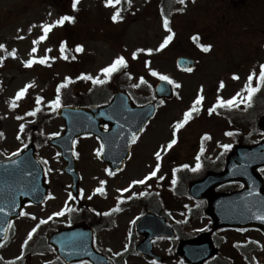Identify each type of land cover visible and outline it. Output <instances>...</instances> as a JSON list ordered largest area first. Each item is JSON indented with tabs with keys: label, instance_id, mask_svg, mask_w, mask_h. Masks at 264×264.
I'll return each instance as SVG.
<instances>
[{
	"label": "rangeland",
	"instance_id": "obj_1",
	"mask_svg": "<svg viewBox=\"0 0 264 264\" xmlns=\"http://www.w3.org/2000/svg\"><path fill=\"white\" fill-rule=\"evenodd\" d=\"M73 5L74 0H0V44L6 45V50L0 49V57H4L0 62V134H3L0 152L5 157L22 152L34 130L35 135L41 138L36 140L43 144L37 153L49 167L47 181L50 194L48 202L26 208L23 217L18 219L13 230L17 238L9 248L3 250L6 258L19 253L21 240H27L41 219L46 223L38 227L40 230L35 241L43 240L41 237L45 238L53 229L69 222L65 214V209L70 206L69 178L63 172L64 163L58 149L47 144V138L53 137V133H62L65 128L57 115L60 106L50 103L57 97L59 82L85 73L105 79L106 74L100 70L120 55L128 61L126 67L118 70L125 84L140 85V77H144L148 81L143 85L146 89L150 88L149 84L154 86L161 78L153 75L152 69L168 75L176 82L178 96L162 103L157 118L133 148V160L128 162L123 172L111 175L105 165L96 159L99 146L95 138L83 140L78 145V166L85 177V198L92 199V204L97 207L109 210L121 197L132 192L142 194L156 187L164 194L169 210L167 220L171 224H183L188 215L187 210L199 204L190 197L180 196L171 188L170 182L176 181L174 170L182 165H188L187 169H195L198 164L196 156L202 148L205 156L213 162L225 150L222 145L234 142L233 137L227 135L228 120L215 113L218 98L228 100L240 93L236 102L241 103L240 100L246 99L247 93L243 90L249 75L256 72L257 77L253 80L255 86L261 65H264V0H185L184 4L179 3L178 6V9L184 10L172 16L170 27L175 35L169 44L151 54L140 52L137 58L133 57V53L138 49H157L170 34L164 27V19L159 15L156 2L132 0L129 5L128 0H121L118 4L107 5L105 0H79L75 7ZM118 9H122L120 15L123 19L114 20L113 15ZM65 15L74 17V20L56 25L47 33L46 39H39L44 35V24L54 23ZM62 42H66L65 45ZM202 44H211L212 48L204 51ZM78 45L84 46L82 52L76 51ZM33 48L37 51L33 52ZM66 49L74 51V56L67 54ZM13 51L16 52L15 57L9 55ZM179 55H189L197 61L193 72H182L177 68L176 58ZM44 56L49 57L47 63H40L39 58ZM34 57L36 62L31 67L26 66L25 61ZM149 61L150 67L147 66ZM128 73L132 74L131 77ZM237 75L239 78H236ZM92 82L87 79V84L81 89L75 88L73 94L88 93ZM28 85L31 86L25 95L16 99L19 90ZM201 88L205 99L202 105H197L199 111L194 112L192 118L176 132L175 123L182 120L193 106L201 94ZM135 93L146 94L138 89ZM106 94L101 88L94 91L91 97L101 101L106 98ZM40 97L43 100L37 103ZM213 108L209 114V109ZM37 109L43 110L38 121L32 116V111ZM174 134L178 142L170 150L163 151L161 158L157 159L155 153L160 151L162 145H167ZM260 137L259 134L252 139L258 140ZM157 165V175L149 177ZM215 165L220 168L222 163L217 162ZM145 177H149L145 183H133ZM101 181H107L103 185L106 192L102 195L95 191L102 186ZM125 188L127 192L121 191ZM115 207L117 209V205ZM144 207L136 204L125 210L119 208L115 224L110 228L101 227L98 231L102 247L114 255H120L130 247L135 250L136 244L142 239L135 230V222ZM62 210L64 215H54ZM206 225L208 219L199 217L193 224L183 227V230L192 234ZM243 233L226 234L231 242L247 241L242 237L251 234L262 240L260 244L264 249V236L259 231ZM222 245L223 256H231L237 264H264L262 247H258V251L252 253L254 257H251L238 253V248L227 241H223ZM175 247V243L168 240L156 245L158 253L168 256V261L162 264L182 263L175 255L170 257ZM52 258L53 254H40L30 258L31 262L26 264H47ZM121 261L122 264H158L133 256V252L125 254Z\"/></svg>",
	"mask_w": 264,
	"mask_h": 264
},
{
	"label": "water",
	"instance_id": "obj_2",
	"mask_svg": "<svg viewBox=\"0 0 264 264\" xmlns=\"http://www.w3.org/2000/svg\"><path fill=\"white\" fill-rule=\"evenodd\" d=\"M177 62L184 70L195 66L194 60L188 57H180ZM155 93L158 98L171 99L174 96L173 86L168 81H161L156 85ZM156 110V103L141 107L133 105L125 92H119L108 106L62 108L59 114L65 119L67 129L51 143L62 150V156L66 161L65 171L72 175L73 186H77L79 179L73 157V141L77 136L98 133L99 126L106 122L111 123V130L108 133H98L104 142L102 158L114 170L121 169L130 157L131 134L133 132L140 134ZM108 113L115 116L112 121L107 120ZM260 128L264 130V116L260 118ZM116 139L119 144L113 145ZM262 165H264V140L256 145H236L227 157L222 172L208 173L203 179L190 184L191 195L208 199L209 206L206 213L213 218L214 229L255 226L264 231V220L258 218L264 215V180L258 172V168ZM228 181H241L244 188L232 193H212L216 186ZM46 193L44 171L33 154V148L14 160L0 162V240L4 237L8 220L19 215L24 203L27 201L42 203ZM138 227L149 239L160 235L174 236L173 230L155 216L147 215L142 218ZM85 228L83 225H78L71 231L68 251L61 253L68 261L83 259L82 250L76 248L74 238L78 231H83ZM88 235L91 246V232ZM53 239L54 236L51 240ZM146 244L148 242L143 243L141 249L143 253L152 256L150 243ZM178 251L193 264H202L216 252L212 247L210 233L188 243H181ZM89 257L94 264H113L95 251L93 254L90 253Z\"/></svg>",
	"mask_w": 264,
	"mask_h": 264
},
{
	"label": "snow or ice",
	"instance_id": "obj_3",
	"mask_svg": "<svg viewBox=\"0 0 264 264\" xmlns=\"http://www.w3.org/2000/svg\"><path fill=\"white\" fill-rule=\"evenodd\" d=\"M78 2H79V0H74V5L73 6L75 7ZM120 2H121V0H105V3L107 5L118 4ZM131 2H132V0H128L129 5L131 4ZM179 2L181 4H184L185 0H179ZM183 10H184L183 8L178 9V11H183ZM121 11H122V9H118L116 11V13L113 15V19L114 20L123 19V17L120 15ZM66 20H74V17L65 15V16L57 19L54 23L44 24L43 25L44 35H42L39 39L40 40L46 39L47 38V33L53 27H55L56 25H62ZM170 23L171 22H170L169 17L165 16L163 24H164L165 29H167L170 34L159 45V48H157V49H152V48L138 49L137 52L133 53V57L137 58L138 54L140 52H145L146 51L147 53L151 54L153 51H160L164 47H166L169 44V42L173 39V37L175 35V33L172 31V29L170 27ZM36 43H39V41H36ZM201 47L203 48L204 51H209L212 48V45L211 44H207V45L202 44ZM0 49H5L6 50V45L0 44ZM83 50H84V46L83 45H78L77 48H76L77 52H82ZM32 51L35 52V51H37V49L33 48ZM61 51L63 52V46L61 48ZM9 55L15 57L16 56V52L13 51V52L9 53ZM3 59H4V57H0V62H2ZM48 59H49V57H46V56L40 57L39 58V62L40 63H47ZM51 59H56V57H51ZM65 59H67V56H65ZM35 62H36V58L34 57L33 59L26 60L25 61V65L28 66V67H31ZM127 64H128L127 59L123 55H120V56L116 57L115 60L111 64H109L108 66L102 68L100 71H101L102 74H106V79H110L111 75L114 72L118 71L121 67H126ZM150 64H151L150 61L147 62V66L150 67ZM189 70H191V69H189ZM152 73H153V75L159 76L162 80L170 81L172 84L176 83L174 80L171 79V77H169L168 75H163V74H161L159 71H157L155 69H152ZM128 75L131 77L132 74L128 73ZM82 76L84 78H86V79L93 80V82L95 84H103V83L106 82V79H101L99 76L93 77L91 74H87V73L82 74ZM256 77H257V74H256L255 71H253V73L251 75H249L248 80H247L246 85H245V89L243 90V91H245L247 93L246 99L240 100L241 103H244V102L250 103L251 100H252L253 95L256 92H258L262 87H264V65H261V71H260L259 76H258V81L259 82L254 86L253 85V80ZM236 78H239L238 75L236 76ZM71 80H72V77H67L66 80L61 82V84L58 86L57 91L59 92V90L61 88L65 87L66 83L71 82ZM140 82L144 83V84L148 83V81L145 80L144 77H140ZM30 86L31 85H28V86H26L24 88H21L19 90V92L17 93L16 99H19V98L23 97L25 95V93L27 92V88L30 87ZM221 86H223V82H221ZM133 87H139V84L133 85ZM239 97H240V93H238L236 97H233V98L228 99V100H224L223 97H219L218 101H217V105L215 107H218V106L238 107V104H237L236 101H237V99ZM204 99H205V97L203 95V89L201 88V94L193 102V106L190 109L187 110V112L184 114V118L182 120L177 121L175 123L176 132H178L192 118V115H193L194 112L199 111V109L197 108V105H202V102L204 101ZM40 100H43V97H40L38 99L37 103H39ZM50 103L53 104L56 107H59L61 105L60 96L58 95L56 97V99L51 101ZM160 103H164V101L162 100V101H160ZM13 106H15V103L13 104ZM213 110H214V108L213 109H209V114H211V112ZM32 114H35V112H33ZM23 127L24 126L21 125V129H23ZM105 127H108V126L105 125ZM52 135L53 136H57V135H59V133H53ZM227 135H233V133L229 132V133H227ZM131 136H132V142H135L138 139V136H137L136 132H133L131 134ZM206 137H207V134H206ZM207 138H210V137H207ZM97 139H99V137H97ZM177 142H178V137L174 134L173 138L167 143V145H162L160 151H157L155 153L157 159L161 158V153L163 151L170 150L172 148V146L175 145ZM222 147H224L225 149H228V148H231L232 145L225 144V145H222ZM96 152L99 155H103V153H104V142L103 141H101V145H100L99 148L96 149ZM197 159L199 160V157ZM181 167H189V166L188 165H182ZM197 167H200L199 163L197 164ZM158 170H159V165H157L156 170H154L153 172H151L149 174V177L156 176ZM107 171L109 172V174L115 175V172H113L112 169L109 168ZM117 171H119V169H117ZM149 177H145V179H142V180L133 181V183L134 184H143V183H145V180L148 179ZM161 179H163V177H161ZM106 183H107V181H101V185L102 186L98 187L95 191L96 192H100V193L106 192V189L103 187V185H105ZM173 183H175V180L173 181ZM121 191L127 192L128 189L125 188V189H122ZM129 198H131V197H129ZM65 210L71 211V209H68V208H66ZM117 210H119L118 206H117ZM54 215L62 216V215H64V210H62L60 212H57V213H54ZM258 218L261 219V220H264V215L259 216ZM48 219H51V217H49ZM40 223H45V221L43 219H41ZM133 223H134V221H133ZM38 227H39V225H37L36 228L32 229V232L29 233V235H28V238H27L28 240H31L32 235L37 231ZM25 244H27V241H25ZM117 255H119V253H117ZM0 259H3V258L0 257ZM17 259H19V258H17Z\"/></svg>",
	"mask_w": 264,
	"mask_h": 264
},
{
	"label": "trees",
	"instance_id": "obj_4",
	"mask_svg": "<svg viewBox=\"0 0 264 264\" xmlns=\"http://www.w3.org/2000/svg\"><path fill=\"white\" fill-rule=\"evenodd\" d=\"M177 5H178V0H158V9H159L160 13L164 16L170 17L171 13L176 11L175 9H176ZM82 81H80L78 83L74 82L71 85L68 84V86L64 89V91H62V93H64V95L62 97L63 102L76 103L77 99L79 97L82 98L81 99L82 102H85V103L87 102V100L84 99L83 95L73 94V90L76 87L83 84ZM261 92L262 91L258 92L256 97H259ZM253 111L256 113V115L258 114L256 109H254ZM243 112H244V110H236V115L239 117L240 115L244 114ZM254 122L255 121H252L251 124H254Z\"/></svg>",
	"mask_w": 264,
	"mask_h": 264
},
{
	"label": "flooded vegetation",
	"instance_id": "obj_5",
	"mask_svg": "<svg viewBox=\"0 0 264 264\" xmlns=\"http://www.w3.org/2000/svg\"><path fill=\"white\" fill-rule=\"evenodd\" d=\"M55 264H65V263H63L61 260H58L55 262Z\"/></svg>",
	"mask_w": 264,
	"mask_h": 264
}]
</instances>
